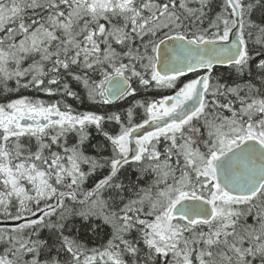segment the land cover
Masks as SVG:
<instances>
[{"label": "snow or ice", "instance_id": "6c2138e0", "mask_svg": "<svg viewBox=\"0 0 264 264\" xmlns=\"http://www.w3.org/2000/svg\"><path fill=\"white\" fill-rule=\"evenodd\" d=\"M0 225V264H264V0H0Z\"/></svg>", "mask_w": 264, "mask_h": 264}, {"label": "trees", "instance_id": "16d2710c", "mask_svg": "<svg viewBox=\"0 0 264 264\" xmlns=\"http://www.w3.org/2000/svg\"><path fill=\"white\" fill-rule=\"evenodd\" d=\"M216 71H217V73L219 75L223 76L224 78H228L229 69H227L226 67H218ZM190 78H192V77H190ZM154 91L155 92H164L165 94L168 93L166 90H163V89H161V90H154ZM27 94H31V93H27ZM37 95H39L42 99H45V100H55V99H59V97H47V96H45L42 93L41 94H37ZM141 97H142V95L141 96H138L137 98L140 99ZM156 98H158V96ZM67 103L71 104L73 106V108H76L77 110H81V111H83V110H89V109H93L94 108V106L91 105V103L89 101H87L86 99L84 100L83 103H81L80 101L75 100L73 98H67ZM127 106H128V103L127 102H125V101H117V102H115V105L113 107H110L109 108L108 106H105V108L104 109H101V110L102 111H114L111 108H125ZM90 131H92V135H93V141L92 142L95 143L96 142V139L99 138L98 137V134L95 132L94 129H90ZM127 174L129 176H134V172L131 170V168L128 169V173ZM91 184H92V181L91 180H89V181L86 182V185L89 186V187L91 186ZM43 236H44V238H47V236H48L47 231L44 232Z\"/></svg>", "mask_w": 264, "mask_h": 264}, {"label": "flooded vegetation", "instance_id": "af4514ba", "mask_svg": "<svg viewBox=\"0 0 264 264\" xmlns=\"http://www.w3.org/2000/svg\"><path fill=\"white\" fill-rule=\"evenodd\" d=\"M188 78H190V75H189V77H188ZM167 94H171V93H170V92H168ZM141 98H142V97H141ZM111 109H113V110L115 111V110H117L118 108H111ZM140 111H141V113L143 112V110H142V109H141ZM131 170L134 172V170H133V169H131Z\"/></svg>", "mask_w": 264, "mask_h": 264}, {"label": "water", "instance_id": "95a60500", "mask_svg": "<svg viewBox=\"0 0 264 264\" xmlns=\"http://www.w3.org/2000/svg\"><path fill=\"white\" fill-rule=\"evenodd\" d=\"M8 223H12V222H8ZM0 226H4V225H0Z\"/></svg>", "mask_w": 264, "mask_h": 264}]
</instances>
